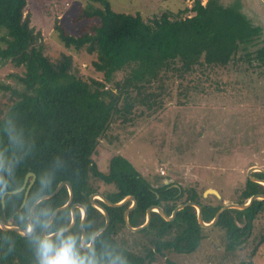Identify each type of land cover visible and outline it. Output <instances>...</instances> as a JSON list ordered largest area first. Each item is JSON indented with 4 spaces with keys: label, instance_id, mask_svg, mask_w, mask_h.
<instances>
[{
    "label": "rangeland",
    "instance_id": "374dc122",
    "mask_svg": "<svg viewBox=\"0 0 264 264\" xmlns=\"http://www.w3.org/2000/svg\"><path fill=\"white\" fill-rule=\"evenodd\" d=\"M27 1L25 15L41 36L45 56L54 64L67 59L73 74L89 86L92 96L84 100L67 95L53 108L47 125L40 121L36 108L40 84L29 80L25 65L0 56L1 122L11 117L18 128L41 130L49 137L60 121L78 130L82 115L91 116L97 125V139L86 172L89 186L97 191L94 194L107 197L118 193L114 183L105 181L111 177L113 159L122 157L155 188L173 184L196 189L207 205L239 204L249 170L264 169V63L260 62L262 52L254 53L259 47L238 44L225 65L217 63L221 59L217 50L227 54L230 49L225 41L234 45L256 34L255 30H248L240 16L229 15L225 8L224 18L216 22L205 43L202 40L204 49H210L217 61L208 64L199 48L183 46L191 55H173L136 85L131 78L133 68L150 61L145 49L136 50L110 78L95 49L88 43L63 40L56 24L68 36L79 39L100 24L95 11L110 8L155 28L154 23H161L163 16L170 21L192 17L195 0ZM223 3H240L243 15L264 27V0ZM11 40L8 30L0 28V49L5 50ZM179 43L185 45L186 41L181 38ZM31 121L35 128L29 126ZM6 145V139L0 137V148L10 155L12 150ZM94 169L105 176L104 181L95 177ZM209 190L217 191L220 198ZM262 236L264 216L255 220L249 239L232 251L227 250L230 241L225 230L217 225L204 228L201 246L192 254L173 250L160 254L150 236L127 228L112 234L132 264H264V244L252 256ZM3 252L7 251L0 248L4 257ZM7 253L13 264H34L27 240L10 245Z\"/></svg>",
    "mask_w": 264,
    "mask_h": 264
},
{
    "label": "trees",
    "instance_id": "16d2710c",
    "mask_svg": "<svg viewBox=\"0 0 264 264\" xmlns=\"http://www.w3.org/2000/svg\"><path fill=\"white\" fill-rule=\"evenodd\" d=\"M223 1L208 0L203 5L201 0H195L192 17L170 21L167 16H163L161 23H154L155 28L145 24L138 17L116 13L110 8L95 11L94 15L99 19L100 24L93 27L92 33H85L79 39L68 36L58 23L55 28L65 41H73L75 44H90L103 60V70H106V74L110 78L136 50L145 49L150 55V61H146L144 66L133 68L131 78L134 83H137L136 85L141 84L143 79L146 80V75L150 76L151 71L156 72L165 65L173 55L178 56L186 53L191 55V53L183 51V46H188L192 50L199 48L200 53L205 54V61L208 64L217 61L210 55V49H204L202 40L205 43L206 36L210 30L215 28L216 22L224 18L225 8L228 9L229 15L240 16L241 20L248 25V30H255L257 33L245 40L237 41L238 43L235 42L234 45L225 41L224 45L228 46L230 50L226 46L224 48H227V54L217 50V54L221 58L217 63L227 64L239 45H242V48H248L247 45H251V49L259 47L254 53L262 52L261 56L264 58V38H261L263 28L243 15L240 3L225 5ZM27 3V0H0V28L7 29L12 38L5 50L0 49V56L25 65L29 80L40 84L36 91V108L40 121L50 125L53 108L67 95L84 100H89L92 95L89 86L73 74L71 64L67 59L54 64L45 56L40 45L41 36L35 33L31 27L30 17L25 15ZM181 38L186 41L185 45L179 43ZM262 58L260 62L264 63ZM29 126L35 128L32 121ZM22 129L27 152L23 155L14 151L10 152V155L14 157V170L9 176L10 186H18L20 189L28 173L36 174V181L27 199V202H30L34 194L38 193L41 197L49 195L62 182H69L73 188L74 199L68 208L57 215L55 218L57 223L69 226L72 220V206L81 204L87 210L84 227L88 231L101 229L105 225V216L90 203V196L97 191L89 186L86 172L87 165L96 148V122L91 116L82 115L80 128L75 130L60 121L54 133L49 137H46L41 130L29 132L28 128ZM94 173L95 177L99 179L103 180L105 177L95 169ZM110 173H112L110 180L107 177L105 182L114 183L118 188V193L107 195L106 198L109 201L118 203L128 196H134L137 199V206L130 213V223L133 227L145 223L147 210L152 206L161 207L167 215L171 216L179 205L195 202L202 206L203 219L207 223L211 222L223 207V205L204 204L202 196L194 188L186 189L173 184L155 188L122 157L113 159ZM42 174H45L43 175V184L40 183ZM257 174L259 179L264 180L263 173ZM254 195H264V186L248 179L238 203L245 204ZM2 197L0 196V219L6 225L12 222V225L23 229L21 213L25 191L15 196L5 195L4 207ZM69 199L68 188L63 187L56 196L45 200V205H50L57 210L66 205ZM97 202L107 210L110 216V226L102 234V239L117 245L126 255L123 248L112 238V234L117 229L126 228L124 213L131 202L117 208L109 207L99 200ZM260 216H264V200L254 201L245 210L230 209L221 215L217 226L224 229L227 234L230 241L228 251L234 250L235 246H241L249 239L254 222ZM76 219V224L72 229L78 231L82 221L79 208L76 209ZM245 220H247V225L244 228L239 227L238 223L243 224ZM141 233L151 237L155 251L160 254L164 250H173L178 254H192L199 249L204 239V228L198 222L195 207L191 206L179 211L173 221H166L160 214L153 212L150 225ZM21 241H26V238L21 234L11 230L4 231L0 228L1 249L8 252L10 245L21 243ZM262 244H264V236L261 237L252 256L256 254L258 247ZM7 252H3L4 257L0 256V264L10 263ZM128 259L130 261L129 257ZM22 263L23 261L20 264Z\"/></svg>",
    "mask_w": 264,
    "mask_h": 264
},
{
    "label": "clouds",
    "instance_id": "9594fccd",
    "mask_svg": "<svg viewBox=\"0 0 264 264\" xmlns=\"http://www.w3.org/2000/svg\"><path fill=\"white\" fill-rule=\"evenodd\" d=\"M0 137L6 139L7 149L26 154L24 131L11 117L0 122ZM13 170L14 157L0 148V196L19 193L18 186H10L9 176ZM45 174L41 175V184ZM45 199L47 197L34 194L30 202H25L21 213L22 235L28 242L34 264H130L117 245L102 239V229L88 231L81 225L77 231L58 224L54 219L57 210L45 205Z\"/></svg>",
    "mask_w": 264,
    "mask_h": 264
},
{
    "label": "water",
    "instance_id": "95a60500",
    "mask_svg": "<svg viewBox=\"0 0 264 264\" xmlns=\"http://www.w3.org/2000/svg\"><path fill=\"white\" fill-rule=\"evenodd\" d=\"M253 172L254 173L259 172V173H263L264 174V169L251 168L249 170V173H248V177H249L250 180H252L253 182L259 183L261 185H264V180L263 179H259V178H256V177L252 176ZM36 178H37L36 174H34L32 172L28 173L26 178H25L23 186L19 189V193L25 191V197H24V201H23V204H22V208L24 207L25 202H27L28 195H29V193H30V191L32 189V186L34 185V183L36 181ZM175 186L179 187L178 185H175ZM63 187H67L68 188L70 199H69V201L67 202L66 205H64L63 207H60V208L57 209L56 216L54 217V219L57 217V215L61 211H63L64 209L68 208L73 202L74 192H73V188H72L71 184L69 182H62L61 184H59V186L51 194L42 196V197H47V199L53 198L54 196H56L62 190ZM208 193H212V194H214V195H216L217 197L220 198V195H219V193L217 191L209 190ZM47 199H45V200H47ZM97 200H99V201L103 202L104 204H106L107 206L113 207V208L121 207V206L127 204L128 202H132V205H130L129 208L124 213V220H125L126 228L129 231H131V232L137 233V232L143 231L145 228H147L150 225L153 212H156V213L160 214L166 221H173L176 218L177 213L179 211L183 210L184 208L188 207V206L195 207V209L197 211L198 222H199V224H200V226L202 228H212V227H215L217 225L221 215L225 211L230 210V209L245 210L248 207H250L254 201H256V200H259V201L264 200V195H254L251 198H249V200L246 201L245 204L232 203V204L223 205V207L217 212V214L214 217V219L211 222H209V223L205 222L204 219H203L202 206L200 204H198V203H195V202H187V203L179 205L173 211L171 216L167 215L166 212L161 207L152 206V207L148 208V210H147L145 223L143 225H141V226L133 227L131 225V223H130V213L137 206L136 197L128 196V197H126L125 199L121 200L118 203H112L111 201H109L103 195L92 194L90 196V203L92 204L93 207L98 209L105 216V220H106L105 221V225L101 228L103 230V233H104L108 229V227L110 226V216H109V213L107 212V210L103 206H101L97 202ZM2 205H3V207L5 206V195H3V197H2ZM77 208H79L82 211L81 212L82 213V221H81L80 227H81V225H83V223H84V221L86 220V217H87V210H86L85 206H83L81 204H74L72 206V210H71L72 220H71V223L69 224V227H71V228H73L75 226L76 221H77V219H76V209ZM246 225H247L246 221H245V223L242 226H241V224L238 223L239 227H245ZM0 228L2 230H4V231H7V230L15 231V232H17V233H19L21 235H22V231H23V229L12 225V222H9L8 225L4 224L1 219H0Z\"/></svg>",
    "mask_w": 264,
    "mask_h": 264
},
{
    "label": "crops",
    "instance_id": "0c3cea01",
    "mask_svg": "<svg viewBox=\"0 0 264 264\" xmlns=\"http://www.w3.org/2000/svg\"><path fill=\"white\" fill-rule=\"evenodd\" d=\"M207 1H208V0H205V1H204V4H206ZM258 23H260V22H258ZM260 24H261V23H260ZM256 25H257V26H260V27L263 28V35H264V27H263L262 25H258V24H256ZM263 38H264V37H263ZM259 66H260V65H259ZM262 66L264 67V65H262ZM244 223H245V222H244ZM244 223H243V224H244ZM243 224H241V226H242ZM241 228H244V227H241ZM260 246H261V245H260ZM257 264H258V263H257Z\"/></svg>",
    "mask_w": 264,
    "mask_h": 264
},
{
    "label": "flooded vegetation",
    "instance_id": "af4514ba",
    "mask_svg": "<svg viewBox=\"0 0 264 264\" xmlns=\"http://www.w3.org/2000/svg\"><path fill=\"white\" fill-rule=\"evenodd\" d=\"M257 173H259V172H257ZM256 178H259V177H256ZM249 179V178H248ZM248 179H247V181H246V183H245V186H246V184H247V182H248ZM252 181V180H251ZM256 183V182H255ZM259 184V183H258ZM164 185H167V184H162L161 186H164ZM261 185V184H260ZM245 188V187H244ZM242 193V192H241ZM246 222H247V220H245ZM13 261H10V263L9 264H13L12 263Z\"/></svg>",
    "mask_w": 264,
    "mask_h": 264
},
{
    "label": "built area",
    "instance_id": "2783aa9c",
    "mask_svg": "<svg viewBox=\"0 0 264 264\" xmlns=\"http://www.w3.org/2000/svg\"><path fill=\"white\" fill-rule=\"evenodd\" d=\"M162 174L165 175V171L164 170H162Z\"/></svg>",
    "mask_w": 264,
    "mask_h": 264
},
{
    "label": "bare ground",
    "instance_id": "6f19581e",
    "mask_svg": "<svg viewBox=\"0 0 264 264\" xmlns=\"http://www.w3.org/2000/svg\"><path fill=\"white\" fill-rule=\"evenodd\" d=\"M129 203V202H128ZM131 205H132V202H131Z\"/></svg>",
    "mask_w": 264,
    "mask_h": 264
}]
</instances>
